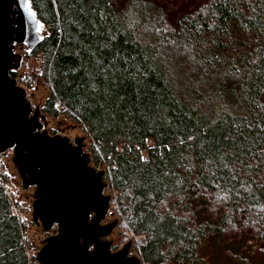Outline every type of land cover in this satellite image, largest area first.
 <instances>
[{"label": "trees", "instance_id": "obj_1", "mask_svg": "<svg viewBox=\"0 0 264 264\" xmlns=\"http://www.w3.org/2000/svg\"><path fill=\"white\" fill-rule=\"evenodd\" d=\"M31 1L40 67L13 74L107 161L120 240L145 264H264V0ZM4 158L0 264H38Z\"/></svg>", "mask_w": 264, "mask_h": 264}, {"label": "water", "instance_id": "obj_2", "mask_svg": "<svg viewBox=\"0 0 264 264\" xmlns=\"http://www.w3.org/2000/svg\"><path fill=\"white\" fill-rule=\"evenodd\" d=\"M45 23L31 0H0V153L12 160L25 188L35 187L33 221L54 233L47 236L39 264H140L130 254L133 240L112 249L118 220L108 216L111 194L103 170L91 165L84 138L42 130L46 118L34 108L25 87L11 72L22 65L17 46L35 49L44 40Z\"/></svg>", "mask_w": 264, "mask_h": 264}, {"label": "rangeland", "instance_id": "obj_3", "mask_svg": "<svg viewBox=\"0 0 264 264\" xmlns=\"http://www.w3.org/2000/svg\"><path fill=\"white\" fill-rule=\"evenodd\" d=\"M46 33V29H44L43 35L45 36ZM29 50L27 47L21 49L19 48V46H17V50L19 53L22 54L23 59H22V65L21 67L16 70L17 74L20 75H25V73H31L32 69L34 67L39 68L40 67V60L38 59H32L31 57H29L28 55L25 54V50ZM18 83L25 87L27 92H28V96L32 101V105L34 108L39 107L40 110L43 112V114L45 115L46 118V123L47 125H45L44 120L42 119V123H43V128L42 130H46L48 134L50 135H56V134H61L64 136H67L71 139V141L74 143L76 138H84L85 137V144H86V148L85 151L90 153V157H91V165L96 167L99 170H103L104 172V177H105V181L108 183V186L105 189V192L111 194V203H110V210L108 212V216L106 218L107 222H111L114 220H118L117 225L112 233V235L109 236V238H112L114 240L115 243H119V247L121 248V246L125 243L124 241L120 240L121 239V235L123 237L124 235V228L120 225L121 224V217H119L115 207H117L116 203L113 204V198L115 197L114 191L112 190V187L110 186V182L106 179V172H109L108 169V163L107 161L103 160L102 162H100L99 166L95 164V161L93 160V155H92V151L90 150V146H91V141L89 136L87 135V133L84 131V128L82 127V125H80L79 123H77L72 117H68V115L65 114V112L59 114L58 116H54L53 114H51L50 112L43 110V108L45 107V102L46 99L48 97V95L50 94V90L49 87L47 86V84L45 82H43L41 79L35 80L33 82V86H27L25 84H23L22 80H18ZM3 155V153H0ZM12 155L13 152L12 150H9L7 152V154H4L5 158L4 161L6 162L7 166H8V172L10 174V177L12 179V185H10V188L12 190L17 191L18 193V197L21 198L28 206V212H27V220L28 222H31L32 224H30L29 226V233L32 236L33 242H34V247L31 248L30 250V255L32 256H36L37 252L39 251V249L43 246V241L44 239L53 234L54 230L56 229V227H53L52 229H50L49 231H46L43 229L42 224H36L33 221V199H34V192H35V188L30 187V188H25L23 185V179L18 171V168L16 167V165L14 164L13 160H12ZM103 159V158H102ZM115 202V201H114ZM115 206V207H114ZM142 236H135V240L140 239ZM130 240V239H129ZM133 240V239H132ZM133 249H132V254H136L137 256H139L141 258V263L140 264H145L143 261L142 256L140 255V253L138 252V250L135 247V244H133ZM39 264V263H38Z\"/></svg>", "mask_w": 264, "mask_h": 264}, {"label": "flooded vegetation", "instance_id": "obj_4", "mask_svg": "<svg viewBox=\"0 0 264 264\" xmlns=\"http://www.w3.org/2000/svg\"><path fill=\"white\" fill-rule=\"evenodd\" d=\"M19 47H20V46H19ZM20 48H21V47H20ZM21 49H23V47H22ZM14 71H16V70H13L11 73L13 74ZM13 75H14V74H13ZM20 76H21V75H20ZM84 139H85V137H84ZM84 139H83V143L85 144V140H84ZM74 141H75V140H74ZM74 143H75V142H74ZM85 148H86V144L84 145V149H85ZM31 187H32V186H31ZM29 188H30V187H29ZM33 188H35V187L33 186ZM102 223H107L106 219L103 220ZM119 245H120L119 243H115V242H114V243L112 244V249H113V250H118V249H120ZM121 247H122V246H121ZM132 249H133V247L131 248V252H130V254H132Z\"/></svg>", "mask_w": 264, "mask_h": 264}]
</instances>
